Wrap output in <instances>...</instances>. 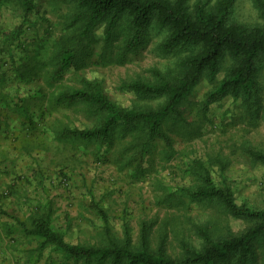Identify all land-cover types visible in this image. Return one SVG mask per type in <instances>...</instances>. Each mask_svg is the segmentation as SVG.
Segmentation results:
<instances>
[{"label":"rangeland","instance_id":"rangeland-1","mask_svg":"<svg viewBox=\"0 0 264 264\" xmlns=\"http://www.w3.org/2000/svg\"><path fill=\"white\" fill-rule=\"evenodd\" d=\"M73 6L68 0H37L36 9L23 21L15 0H0V202L7 204L3 210L28 226L33 218L47 215L75 245L102 246L107 230L121 241L128 228L132 246L137 247L146 226L150 248L163 245L170 256L179 253L181 241L197 244L193 224L212 220L219 228H244L216 207L172 199L179 188L198 184L196 160L215 168L219 180L218 157L228 161L224 176L237 201L264 206L263 169L244 153L247 147L264 151V112L252 118L244 102L234 105L228 97L203 107L230 61L215 80H203L191 94L184 104V121L167 125L171 149L156 141L139 168L140 151L133 142L137 132L117 131L104 147L62 139V128H93L100 118L89 115L82 104L56 105L54 100L61 91L83 87L87 79L97 81L120 106L156 107L161 100L137 99L123 85L149 78L151 69H173L183 53L163 54L159 45L164 33L152 31L149 44L121 60L119 44L106 49L99 28L77 64L61 70L57 43L73 28L68 26ZM233 18L246 25L262 23L254 0H236ZM259 84L264 108L263 73ZM96 206L106 215V230ZM38 244L34 242L29 255L31 264H49L47 258H54L55 264H83L52 247L39 252ZM257 253L253 264H264V252Z\"/></svg>","mask_w":264,"mask_h":264},{"label":"trees","instance_id":"trees-1","mask_svg":"<svg viewBox=\"0 0 264 264\" xmlns=\"http://www.w3.org/2000/svg\"><path fill=\"white\" fill-rule=\"evenodd\" d=\"M15 1L23 11V21L27 20L36 9L37 0ZM68 1L74 4L68 24L73 28L66 39L61 38L57 43L61 70L77 64L78 57L89 49L99 28L106 49L119 44L121 60L149 44L152 31L164 33L159 45L163 54L183 55L176 60L173 69L165 72L151 69L149 78L138 77L124 83L123 87L137 99L161 100L156 107L120 106L104 93L97 81L87 79H83L81 88L61 91L54 100L56 105L82 104L89 115L100 118L93 128H62L59 131L62 139L104 147L111 143L117 131L137 132L133 142L139 147L140 168L144 154L156 141L161 140L167 150L171 149L167 125L171 121H184V104L188 98L203 80H215L227 60L230 66L207 95L204 110L228 97L234 105L244 102L245 112L252 118L264 112L259 84L262 73L264 77V0H254L262 20L256 25L234 20L236 0H215L213 3L202 0L194 3L191 0ZM244 153L261 166L264 175V151L247 147ZM215 161L219 164V180L215 178V168L196 160L193 169L198 184L179 188L172 199L178 204L216 207L222 216L245 226L234 231L230 227L219 228V223L212 220L193 224L197 244L181 241L175 256L168 255L163 245L156 250L150 248L146 226L142 227L137 247L132 246L128 228L121 241L105 231V244L97 247L68 243L47 215L33 218L29 226L19 220L17 224L26 234L38 239L39 252L52 247L69 257L81 259L83 264H253L257 250L264 252V206L239 203L224 176L228 161L218 157ZM96 209L106 230V215L97 206Z\"/></svg>","mask_w":264,"mask_h":264},{"label":"crops","instance_id":"crops-1","mask_svg":"<svg viewBox=\"0 0 264 264\" xmlns=\"http://www.w3.org/2000/svg\"><path fill=\"white\" fill-rule=\"evenodd\" d=\"M5 205L0 202V264H31L33 257L29 255L34 252L36 246L33 244L38 243V239L17 226V217L10 210L4 211ZM46 261L55 264L54 258H47Z\"/></svg>","mask_w":264,"mask_h":264}]
</instances>
